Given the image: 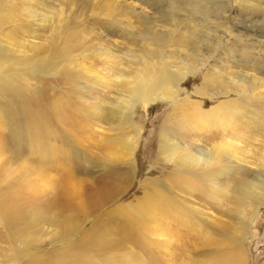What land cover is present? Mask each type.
<instances>
[{
    "label": "rangeland",
    "instance_id": "rangeland-1",
    "mask_svg": "<svg viewBox=\"0 0 264 264\" xmlns=\"http://www.w3.org/2000/svg\"><path fill=\"white\" fill-rule=\"evenodd\" d=\"M10 1L13 13L22 9L24 27L19 37L15 36V47L9 45V39L3 41L7 37L0 40L1 49H12L0 53V72L12 89L16 87L12 111L18 124L28 127L24 130L29 136L17 145L14 133L6 126L9 113L0 108V206L4 204L0 207V264H65L73 247L86 251L88 264H264V206L242 228L228 225L216 211L218 198L184 197L169 178L171 163L159 151L167 139L177 140L180 146L186 144L180 118L173 114L178 98L188 97L205 110L239 99L236 90L230 89L225 95L213 87H202L206 70L216 71L223 65L236 73L232 77L225 72L226 89L227 83L238 88L241 76L264 74V0H134V11L121 19H131L134 28L131 35L121 39H96L90 33L96 20L87 7L97 0ZM72 20L85 29L83 36L88 41L84 42L90 48L84 55L88 63L97 64V71L111 80L118 77L130 81L141 74L147 61H167L184 74L179 97L157 99L149 105L136 102L129 134L109 122L96 125L78 110L72 115L66 109L73 105L68 91L80 93L89 107L103 105L106 119L110 110L126 106L130 99L122 87L106 89L84 78L80 79L83 85L76 83L71 89L67 80L48 75L47 84L42 86L40 72L22 70L18 55L21 42L23 52L30 53V48L47 39L53 29ZM16 24L9 21L3 32ZM171 27L189 40L197 33L201 41L203 37L206 42L213 39L214 55L205 69L188 73L187 51L169 41L174 36H166ZM148 30L161 33L164 39L155 42L135 34ZM129 38L134 39V45ZM97 52L108 57H97ZM20 73L27 79L25 86L18 84ZM42 87L46 88L44 94ZM196 88H201L197 97L193 95ZM58 96L63 105L55 101ZM35 115L53 121V127L39 130L40 120L34 119ZM115 137H119V146L112 143ZM122 143L127 148L121 154ZM256 144H249L246 151L257 148ZM246 156L248 169L255 167L258 153L250 150ZM246 171L244 182L255 181L256 174ZM116 175L122 182L113 180ZM103 180L116 183L122 192L113 201L89 206L85 195ZM239 182L234 180V188ZM59 196L68 200L69 207H60L63 201ZM229 228L238 241L235 244L224 237Z\"/></svg>",
    "mask_w": 264,
    "mask_h": 264
},
{
    "label": "bare ground",
    "instance_id": "bare-ground-1",
    "mask_svg": "<svg viewBox=\"0 0 264 264\" xmlns=\"http://www.w3.org/2000/svg\"><path fill=\"white\" fill-rule=\"evenodd\" d=\"M133 2L134 0H97L89 4L87 8L96 20L93 28L96 31L102 30L101 33H98L94 32V29H90L92 36L94 38L103 36L105 38L117 37L121 39L126 35H131L134 23L127 17L125 18L128 20L126 22H121V19L123 15L134 11L135 6H133ZM21 13V8L13 13L10 0H0V35H2L0 40L7 37L3 41L5 42L6 39H9L12 42V44L8 42L9 45H14V47L16 46L14 41L17 40L15 36L19 37V30L24 25L21 22L23 21V17L20 15ZM9 21L17 22V24L14 28H9L8 31L3 32L5 31V25ZM119 24H122V26H118ZM171 24V26H174V22H171ZM86 30L89 31L88 28ZM52 31L53 33L47 39L40 40L33 48H30V53L28 51L23 52L25 46L21 42L19 47H21L22 52L18 55L21 59L22 70H26L27 72L36 70L40 72L42 78L39 80V83L42 86L47 84L45 82L48 80L46 77L48 75L59 76L62 80H67L70 83L69 86H71V89H75L76 83L83 85L80 79L84 78L102 84L106 89L122 87L130 94V99L129 102H126V106H118L110 110V117L106 119L103 105L89 107L87 103H84L80 93L68 91L67 98L72 101V103L69 102L73 105L65 107L72 115H75V112L78 110L83 112L96 125L99 122L106 124L109 122V125L113 128L129 134L133 130L131 115L136 102L143 101L148 104L157 99H175L181 94L180 84L184 78V74L181 73L179 67H171L167 61H147L141 70V74L133 76L130 81L129 79H120L118 77H116V80H111L103 73L97 71V64L88 63L85 53L90 47L84 42L85 37L83 34L85 29H82L76 21H69L65 25L59 26ZM166 33L167 37H175H172L173 39L169 38L171 39L169 40L170 42L179 45L181 48L183 47L187 51L188 65L186 67H188L189 74L206 68V63L209 61V58L214 55L213 39L211 41L208 39L209 42H206L203 41L205 40L203 37L201 41V34L197 33L194 34L192 40H189V38L181 37L182 35L180 33L182 32L173 27ZM135 34L137 36L143 35L155 42L164 39L161 33L159 34L154 30L138 31ZM129 40L132 41L134 39L129 38ZM85 41L87 42L88 40ZM8 50L12 49L9 47L2 48L0 53ZM144 53L148 58L151 56L147 49ZM97 55V57H108L105 53L100 54L97 52ZM2 68L0 65V71ZM106 69L107 67L104 69L105 72ZM229 71L232 70H229V67L223 65L216 71L210 68L204 73L201 85L202 87H213L215 90H218V94L224 92L225 95H228L230 89L236 90L235 93L240 96L239 99L220 102L218 105L205 110L201 104L192 101L188 97L184 99L178 98L173 105V114L180 118L179 127L184 132L182 139L186 141V144L180 146L177 144V140L167 139L161 144L159 151L171 163L173 169L169 173V178L181 190L185 198L191 199L196 196L199 198L206 196L213 197V199L218 198L215 200L217 205L216 211L226 218L228 225H234L240 229L256 214L259 208L264 206V74L258 72L256 74H247L244 77L241 76L239 77L241 78L239 79L240 83H236L238 88L235 85L229 86L227 83L229 88L226 89L223 85V78ZM229 73L232 77H236V73ZM23 76L24 73L19 74L18 84L25 86L27 79ZM42 89L43 87L41 91L44 90L42 92L44 94L46 88ZM199 89L201 88L194 90V96H200ZM15 90L16 87L12 89L8 83V79L3 78L0 72V108L9 113L5 117L7 119L6 126L14 133V141L19 145L26 142L29 135L27 130H24L26 128L28 129V127L25 126V128L19 125L17 115L13 112L14 106L11 100L17 95ZM45 96L43 95V97ZM59 97H55L56 102L62 100V97ZM45 99L43 98L41 101L45 102ZM46 106L47 102L44 107ZM33 118L40 120L38 128L41 131H45L46 129L50 130L53 127V121L49 119L40 117L39 115H35ZM253 132H255V135H250ZM86 133L88 132L86 131ZM115 138L116 142L113 140L112 143L116 145L119 137ZM191 140H195L196 142ZM44 142L46 141L44 140ZM253 142H258L256 144L257 148L250 150L258 153L260 158L255 163V167L251 166L248 169L246 155L250 150L246 151V148L249 144H253ZM119 143L118 146L120 145ZM196 143H201L203 146L198 148ZM126 148L127 146L122 143L119 150L120 153H124L123 151ZM245 170H247L246 172L256 174H253L255 181L244 182L245 176L243 172ZM130 171L128 170L126 175H129ZM224 179L227 182H222ZM113 180L122 182L119 175H116ZM234 180L240 181L236 188L233 186ZM117 187L118 185L116 186V183L114 184L113 182L103 180L101 183L95 185V189L91 190L92 192L85 195L84 202L88 203L89 206H93L99 202L102 204L107 201H113L122 192ZM59 197H61L59 200L63 201L60 207H66L68 200L64 196ZM230 229H225L224 237L229 239L232 244H235L238 241L235 235L231 234ZM85 253L86 251H81L79 247L78 249L76 247L71 248L68 261L65 264H88ZM231 260V258L228 259L229 263H232L230 262Z\"/></svg>",
    "mask_w": 264,
    "mask_h": 264
}]
</instances>
